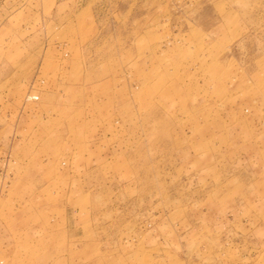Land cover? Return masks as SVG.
Here are the masks:
<instances>
[{
	"label": "rangeland",
	"instance_id": "obj_1",
	"mask_svg": "<svg viewBox=\"0 0 264 264\" xmlns=\"http://www.w3.org/2000/svg\"><path fill=\"white\" fill-rule=\"evenodd\" d=\"M0 264H264V0H0Z\"/></svg>",
	"mask_w": 264,
	"mask_h": 264
}]
</instances>
